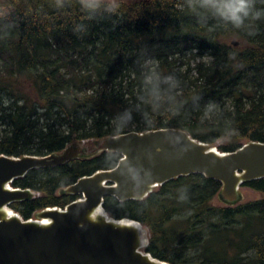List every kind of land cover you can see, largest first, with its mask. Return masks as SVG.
I'll return each instance as SVG.
<instances>
[{"label":"trees","instance_id":"trees-1","mask_svg":"<svg viewBox=\"0 0 264 264\" xmlns=\"http://www.w3.org/2000/svg\"><path fill=\"white\" fill-rule=\"evenodd\" d=\"M52 3L0 0V94L8 96L0 98V155L45 157L158 129L185 131L221 153L264 142V16L235 28L198 15L186 0H122L118 14L93 19L77 4ZM255 8L264 10V0ZM152 72L179 82L173 103L147 102L144 78ZM119 159L103 152L31 170L10 186L37 197L10 208L23 220L64 209L80 198L66 187ZM244 188L260 198L218 206L221 184L193 174L143 200L105 198L102 208L114 220L138 222L145 251L168 264H264V179Z\"/></svg>","mask_w":264,"mask_h":264},{"label":"water","instance_id":"water-1","mask_svg":"<svg viewBox=\"0 0 264 264\" xmlns=\"http://www.w3.org/2000/svg\"><path fill=\"white\" fill-rule=\"evenodd\" d=\"M81 143L45 157L0 155V264H168L141 250L148 238L138 222L92 218L96 209L104 212L105 198L143 200L171 180L199 174L219 182L220 197L233 203L243 183L264 179V142L249 141L221 153L181 130L127 132L97 143L95 153L120 156L114 168L79 178L63 190L79 199L62 210H42L35 220L15 212L16 217L6 216L3 210L13 212L11 204L35 198L33 191L11 188L13 181L34 169L83 159ZM44 219L49 223H38Z\"/></svg>","mask_w":264,"mask_h":264},{"label":"clouds","instance_id":"clouds-1","mask_svg":"<svg viewBox=\"0 0 264 264\" xmlns=\"http://www.w3.org/2000/svg\"><path fill=\"white\" fill-rule=\"evenodd\" d=\"M186 3L198 15H215L235 28L243 27L248 19H260L264 16V10L255 8V0H186ZM74 4L79 5L89 19H93L106 14H118L122 0H53L52 6L57 10H66ZM144 84L147 102L154 107H160L165 102H174L173 91L179 82L172 75L161 77L152 72L145 76Z\"/></svg>","mask_w":264,"mask_h":264},{"label":"rangeland","instance_id":"rangeland-1","mask_svg":"<svg viewBox=\"0 0 264 264\" xmlns=\"http://www.w3.org/2000/svg\"><path fill=\"white\" fill-rule=\"evenodd\" d=\"M126 1H131V0H126ZM230 40H231L230 42L235 41V42L238 43V41L235 40V38H231ZM0 98L3 99V102H4V100H7L8 99V96H7L6 93H1L0 94ZM97 143H98V141H94V140H91V141H83L81 143L80 146H81V148L85 152V157L83 159H89V158H92L94 156L99 155L98 153H95L96 147H97ZM237 194H238V199H237L236 202L228 203V202L224 201L222 198L221 199H218L217 198V199H215L214 204H216L218 206H223V205H226V206H235L237 204H245L247 202H252V201L257 200V199L260 198V195L256 194L255 192H252V191H250L248 189H245V188L244 189H240ZM37 195L38 194L34 192L35 198L37 197ZM36 214L33 216V218H32L33 220L36 219L35 218Z\"/></svg>","mask_w":264,"mask_h":264},{"label":"bare ground","instance_id":"bare-ground-1","mask_svg":"<svg viewBox=\"0 0 264 264\" xmlns=\"http://www.w3.org/2000/svg\"><path fill=\"white\" fill-rule=\"evenodd\" d=\"M3 212L6 214L7 217H16V215H15L14 212H9V211H7V210H3ZM99 217L109 218L108 216H106V215L104 214V212H103L102 210H100V208H98V209H96V210L94 211V213L92 214V218H93V219H96V218H99ZM38 223H39V224H42V225H46V224L49 223V220H47V219L40 220ZM144 243H145V242L142 243L141 250H143L144 248H146L145 245H144Z\"/></svg>","mask_w":264,"mask_h":264}]
</instances>
